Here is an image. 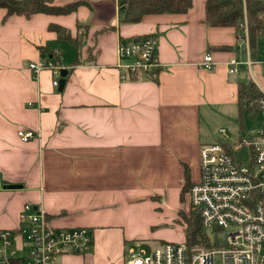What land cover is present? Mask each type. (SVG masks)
<instances>
[{"label": "crops", "instance_id": "1", "mask_svg": "<svg viewBox=\"0 0 264 264\" xmlns=\"http://www.w3.org/2000/svg\"><path fill=\"white\" fill-rule=\"evenodd\" d=\"M84 1L66 14L5 18L0 8V229L15 228L30 203L51 227L89 231L87 251L52 264H125L127 242H165L159 227L188 211L179 194L184 168L189 182L198 177L199 145L224 139L220 128L236 139L257 128L259 112H240L236 90L249 79L264 89V38L250 53L234 26L204 22L205 0L132 23L120 21L117 0ZM147 34L157 39V76L119 79L118 42ZM47 58L65 66L61 90L49 71L27 68ZM233 58L237 70L227 73ZM18 129L34 135L21 142Z\"/></svg>", "mask_w": 264, "mask_h": 264}, {"label": "built area", "instance_id": "2", "mask_svg": "<svg viewBox=\"0 0 264 264\" xmlns=\"http://www.w3.org/2000/svg\"><path fill=\"white\" fill-rule=\"evenodd\" d=\"M246 37V22L238 23ZM153 34L119 41L115 49V68L119 79L155 78L161 64L156 54ZM252 61L246 58L245 65ZM212 58L205 53L199 65L210 68ZM236 59L226 63L227 73L238 67ZM30 72L47 70L51 86L57 87L65 66L52 59L28 62ZM259 124L245 136L232 142L233 151L245 145L250 159L236 162L225 140H214L198 147V177L189 186L188 209L197 211L202 228L223 233L221 244L187 245L180 242L155 244L147 252L141 241L124 246L125 264H264V89H258ZM228 138L223 128L217 132ZM33 132L18 129L17 138L27 141ZM15 228L0 229V264H52L59 253H83L91 246L89 231L84 227H51L39 206L24 203Z\"/></svg>", "mask_w": 264, "mask_h": 264}, {"label": "trees", "instance_id": "3", "mask_svg": "<svg viewBox=\"0 0 264 264\" xmlns=\"http://www.w3.org/2000/svg\"><path fill=\"white\" fill-rule=\"evenodd\" d=\"M56 1L58 0H0V8L5 9L3 16L6 18L17 13L25 16H30L31 13L66 14L73 11L77 5L85 3L84 0H74L58 5ZM190 5L191 0H117V9L121 13L120 21L125 23L137 22L149 14L185 13ZM203 9L206 24L216 27L234 26L239 34H242V30L238 28V23L244 18L250 53L253 52L252 49L257 42L264 38V0H205ZM48 28L54 30L60 37L65 34L64 29L56 25L51 24ZM236 94L240 112L257 113L259 93L251 79L239 82ZM187 171V168H184V184L179 194L180 200H183V195L191 185ZM178 218V225L181 227L183 240L187 245L208 246V238L199 222L197 211L186 214L181 210L178 212Z\"/></svg>", "mask_w": 264, "mask_h": 264}, {"label": "rangeland", "instance_id": "4", "mask_svg": "<svg viewBox=\"0 0 264 264\" xmlns=\"http://www.w3.org/2000/svg\"><path fill=\"white\" fill-rule=\"evenodd\" d=\"M263 40V39H262ZM263 72H264V66H263ZM254 125L257 124L256 122V118L253 121ZM251 126V124L249 125V127ZM227 131V130H226ZM230 135L228 136V138H226L225 140L230 142L235 140L236 137V133H232L229 132ZM218 139V138H217ZM222 139V138H219ZM224 140V139H223ZM229 150L231 151V156L232 158L237 162H242L245 163L250 159V151L249 148L245 145H242L240 148L236 149V151L232 150V147L229 148ZM186 214L191 213V210L188 209L187 212H185ZM159 228H161V235L160 237L162 238V240H164L165 242H180L182 241V230L181 228L177 225V224H167V226L162 225ZM204 234L206 236V238H208V242L210 243V245H216V244H221L223 241V233H221L219 230H212V229H207L204 228L203 229ZM142 247L148 252L150 247H152L154 244H159L161 243L159 240H154V241H141Z\"/></svg>", "mask_w": 264, "mask_h": 264}, {"label": "water", "instance_id": "5", "mask_svg": "<svg viewBox=\"0 0 264 264\" xmlns=\"http://www.w3.org/2000/svg\"><path fill=\"white\" fill-rule=\"evenodd\" d=\"M64 72L65 71L63 69L62 72H61V78L58 80V84H57L58 90H61L62 87H63V81H64L63 74H64ZM5 187H7L8 189L9 188H21L20 185H18V184H11V183H9L8 185H5Z\"/></svg>", "mask_w": 264, "mask_h": 264}]
</instances>
